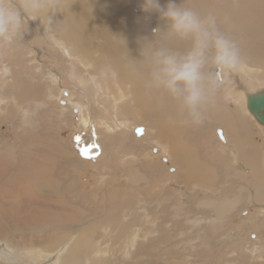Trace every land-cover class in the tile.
I'll return each mask as SVG.
<instances>
[{"label":"rangeland","instance_id":"1","mask_svg":"<svg viewBox=\"0 0 264 264\" xmlns=\"http://www.w3.org/2000/svg\"><path fill=\"white\" fill-rule=\"evenodd\" d=\"M103 1H104V4H102L103 6L101 5L103 9H101V6H100L99 8H97L98 12H100L99 9L108 12V11H111L115 8L112 3L108 2V3H106L108 5H106L105 2H107V0H103ZM129 6H130V9H132V13L134 15L140 17L137 13L141 10L140 8L142 7L140 0H137V1L132 0V5H129ZM138 7H140V8H138ZM97 10L94 9L93 11L95 12ZM149 18H150V20L152 19L153 21H155L157 26L161 27L160 17L154 18L151 15ZM136 20H140V19L134 18V23L139 22ZM157 20H158V22H157ZM142 23L143 22H141V25L143 26V28H145V29L150 28V27H148L150 25H148L147 23H143V24ZM38 25L41 26L40 23ZM38 25L35 28L31 27V26L29 27L27 25L25 27V31H28V34L26 32L25 34L23 33L22 36L18 37V38L22 39L19 42L21 44V48L15 50V51L21 50L19 58L14 57L13 49H12V52H9L6 48H2V46H0V48H1L0 52H2V51L4 52V53H0V60H1V62H0V64H1L0 65L1 66V68H0V106H1L0 107V118H1L0 119V171L1 172L4 171L3 175L1 174L2 177H0V210L2 208H4L5 210L9 211V213H7V214H10L11 216H15L16 213H21L20 215L22 216V218L24 217L25 221L30 222L32 220V218H34V217H31L30 215L27 216V214H25V216H23V215L26 211H27L26 213H30V212L34 211V208H35V211L32 213L36 214L38 212V215H39L38 217H40L41 215H43V216L46 215V217H47V214L51 213L52 216L53 215H58V216L61 215V216H65V217L67 216L68 222L60 221V219L54 220V219H51V217L49 216L48 218H46L49 221V224H47V223L42 224L38 228V232L35 233L34 230H36V229L30 228V229L25 230L24 234L10 236L9 239L10 240L13 239V241L10 243V245L4 239L2 240V237H0L1 238L0 239V258L2 256L1 253L6 252V254H7L9 249L10 250L12 249L11 251H9V254H10L9 256L11 258H13L12 260L14 261V262L12 260L10 261L9 260L10 257L5 254L6 257L3 256L2 259L4 261H1V259H0V261H1L0 264H3V262L5 264H7L6 261H10L11 264H15V262H16V264H19V263L20 264H39V263L40 264H54L55 261L57 262L55 264H65V260L67 258L72 257L73 254L78 255L79 253H80V256H79L78 264H82V263L83 264H116L117 262H118L117 264H119V262H120V264H139V263L143 264L144 261L146 259H148L147 257L152 258L151 257L152 254L150 256H147V254H150L149 252H152V251H154V252H152L153 254L156 253L155 254L156 257L152 255L154 258L149 259V260H151L150 262L152 264H159V263L160 264H168V263H170V264H172V263H174V264H264V259H263L264 258V237H263L264 236V229H263L264 228V197L262 200H259V201L256 200L257 202L254 201V199L256 198L255 196H257V195H255V191L259 192L262 190H260L261 188H257L256 190H254L252 192L251 187H248L249 184L247 185V182L244 181V180L249 179L247 177V175L249 172L248 170H251L250 169L251 167H249L250 165H247V163L245 164V162L243 163L241 161H238L239 159H237L235 156L227 157L226 155H224V156L222 155L221 148L224 147V145H223L222 140L219 138V136L216 132L217 130H215V129H219L220 127L219 128H217L218 126L216 127L215 122H214L215 118H212L210 116V113H208V107L206 109L203 122L200 124H197V126L195 124L191 123L184 115H182V117H181L182 120L176 121V124L179 125V127L183 128L185 135L190 134V135H197L198 136L196 139V143L195 142L194 143L193 142H190V143L186 142V143H187L188 147L193 148L198 152L197 156H198V159L199 158L201 159V160H199L201 162L200 163L198 162L197 164L208 165L210 167H213L212 169H215L217 171L216 175L219 177V181H217V177H216V179L214 180V185H212V186L210 185V187L208 185V187H207V184L202 183L203 180H201L200 174H198V176H197L195 173H198V172L194 173L195 169L193 170V167L199 168V167H197L199 165L196 164V166L195 165L193 167L190 166V167H192V170H193L192 173L195 175L193 176L192 180L188 181V180H186L188 173L185 174V176H186V179H185V176L182 173H180L179 169H178L180 167V169L185 170L186 166L181 168V166H179L176 162L174 163V161L171 160L170 156L167 155L166 153L158 154V153L151 152L150 146H154V145H151L148 142V139H150L152 137H153V139L156 138V137H154L155 134L157 135V139H159V137H158L159 131L157 128L154 129V131L156 130V132H154L153 135L151 134L149 136L150 138L147 139L146 138L147 136L145 135L142 139L141 137L143 135L141 137H137V134L133 131V129L135 127L136 128H141V127L144 128L143 127L144 125H138L137 124L138 127L136 124L128 125L127 127H131L130 128L131 133L129 131L127 135H129L131 139H134L133 140L134 145L138 146V148H136V150L134 152L136 155H137V153L139 155L136 156L135 161L132 159V157L126 159L125 158V155H126L125 152L128 148L125 149V147L123 146V147H121V148H123V150L121 148L116 149L115 146H113V145H112L113 147H111L110 149L106 148L108 145H106L103 142V135L106 132V126L102 127V131L100 132L102 135L99 132L98 133L95 132L94 136H93L94 132L93 133L84 132L85 131V129L83 128L84 123H82V121L85 122V119H86L85 116H88V115L83 112L84 111L83 109L88 104L91 106L92 105L94 106V104L97 102V99L93 98L92 100H88L85 97V87L83 85H81L80 83L78 84V86H75V87L69 83L71 80L75 82V79H73L70 76V72L68 71L67 68L61 67L60 62L54 59L55 52L58 49L57 45L59 42H57L53 39L54 33L52 31H51L52 33L48 32L46 34L47 39H44V41H42V39L44 38L43 35L46 31L45 30L46 27H39V29H37ZM154 27L155 26L152 25L150 29L152 30V28H154ZM28 28H30V29H28ZM31 30L32 31L36 30L35 31L36 34L34 32H32ZM50 33L52 35L49 36L48 34H50ZM162 33L161 34L163 36L164 32H162ZM150 34L152 35V31H150ZM27 36H28V38H27ZM144 37H146V36L144 35ZM154 40H157V38H155ZM22 41H24V42H22ZM47 42L51 43L48 46L47 51L41 50L42 46L47 45L46 44ZM15 43H17V42H15ZM5 47H7V45H5ZM51 48H53V49H51ZM75 52L76 51L73 50V53H75ZM6 53H8L12 56H8V55L6 56ZM7 60H9V61H7ZM17 61H19V63ZM40 61L43 62L44 69L42 71L43 76L40 79H38V75L41 74L40 73L41 69L38 68V64H40ZM243 62H245V61H243ZM7 64L8 65L14 64V66H12V69H10V68L7 69L6 68ZM48 66L55 67L56 71H59V68H62V70H63L62 73H64L62 78L56 79V75H54V79L50 81V79L46 73V69L48 68ZM13 68H15V71L17 70V72H21V73L23 72L21 75L27 77L26 83L29 81L28 84H31V85L34 84V86L37 85L38 89L39 88L41 89L40 90L41 92L37 91L36 87H35L36 91L33 90L34 92H36V93H34L36 96V99H35V96L31 97L30 95L24 97L27 99H24V98H21L18 96H14L17 92H19L21 94H22V92H20V90L17 89V86H14L15 80H14L13 76L10 74V73H12V70H14ZM262 71H264V68L262 69ZM77 72H79L78 67H77ZM34 73H36V74H34ZM18 75H19V73H18ZM84 75L85 74H83L82 76H84ZM237 75L239 76V78H241V74L239 72L235 71L234 77L235 76L237 77ZM33 76L35 77L34 79H33ZM242 83L245 87H247V86L248 87L251 86V88L253 87L252 89L247 87V89L249 91L252 90V92L257 91V90H258L257 92H259L260 89L264 88L263 83H262L263 86L261 85V83H260V86H259V84H256V86H255V84L249 86L248 85L249 83H247L245 85L244 83H246V82H244V80H242ZM10 84H12L13 87H11L12 85H10ZM237 85H238L237 83L234 82V84H233L231 81L230 84H228L226 87H224L222 90H220L217 93L218 96L216 95L217 98L215 97V100L218 99V101L221 102V104L224 103L223 105L225 108H227L228 111H231L235 115H240V116L243 115L242 117H244L245 120L248 119L247 121H249L251 123L250 124L251 125L250 133L252 135V143H253V145H255L258 148V152H259L258 154H256V156H257L256 159H257V162L260 160L259 163H261L262 167L264 168V166H263L264 165V125L260 124L262 127L258 126L256 124L258 122L255 123L254 120H252V118H250L251 113L250 114H248L249 112L247 113L248 108L246 107L247 104L245 102L246 100H245L243 93H242L243 95L240 94V97H235L233 95L232 91L235 89L237 91V89H238V87L236 88ZM261 86H262V88H260ZM7 87H9V88H7ZM69 87H71V88H69ZM231 88H233V89H231ZM8 89H9V91H7ZM4 91H6L7 94L4 93ZM1 92L4 93V95L5 94L6 95L3 96V94ZM221 92H222V94H221ZM237 92L241 93V90L238 89ZM67 93H69L70 96L72 97V100L71 101L69 100L70 104H72V105L65 104V100L68 99V98H66L68 95ZM16 95H19V94L17 93ZM38 95L41 97L39 98ZM6 96L9 99H7ZM49 96H51L52 98L51 97L49 98ZM226 96H227V98H225ZM28 97L30 100H28ZM23 99H24V101H23ZM225 99H227V101ZM229 99H230V101H229ZM19 100L20 101L22 100V103ZM36 100H37V102H36ZM47 101H49V103ZM100 101H104V99H101ZM218 101H216L217 104L219 103ZM91 102H92V104H91ZM1 104H3V105H1ZM46 104L48 107L45 106ZM240 104H241V106H240ZM2 108L5 110H2ZM29 108H31L30 112H29V110H30ZM100 108H99V105L97 104V109L99 110ZM240 108H242L244 110H241ZM1 110H2V112H1ZM238 111L240 114L238 113ZM98 112L99 111H95V110L91 111L90 119L93 120L94 123H96V121H97V123H100V121H99L100 118L98 119V117H99ZM25 113H27V114H25ZM13 114H16V115H13ZM81 114H86V115H81ZM93 115L95 118L93 117ZM59 116L61 117V122L63 120V123H60L61 138H62V141L66 144V145H64V147L66 146L65 147L66 152L64 154V157H63L61 151L58 150V147L56 145H54L55 148H53L54 146H51L54 139L55 138L57 139V135H58L57 132H58L59 125H57V123H56V118ZM96 116H97V118H96ZM107 116H108V114H107ZM108 117H110L109 119H110V121H112L113 119H111V118L114 117V114L111 115V113H109ZM71 118L73 119V121H76V122H74V123H77L76 125L73 124V122H71V120H72ZM82 118H83V120H82ZM27 119H29V121ZM20 122H22V124ZM68 122H71L72 125H71V123L69 124ZM67 125H69V126H67ZM171 126H174V121L170 125V127ZM27 127H29V130H31V131H29ZM149 127L147 128L148 130H150ZM157 131H158V133H157ZM44 137L46 139L49 138L48 144H49V142H51L50 146H48L47 143L45 144L43 142L45 139ZM94 137H97L98 140L100 139L99 140V142L101 143V144L99 143V145L101 146L100 150L99 149L96 150V147L94 149V142H95V140L93 139ZM20 138H23L24 140L20 139ZM68 138L71 140L69 141ZM101 138H102V142H101ZM140 139H141V141H140ZM197 140H198V142H197ZM25 141H26V143H28L27 145H26ZM32 141H33V143H31ZM135 141H139L138 144ZM158 141H160V139ZM71 142H72V144H71ZM144 142L148 143L147 145H149V147H150L149 149H147V145ZM160 142L162 143V141H160ZM160 142L158 143L159 145H160ZM219 144H221V145H219ZM7 145H8V147H7ZM68 145H69V147H68ZM102 146L103 147L105 146L104 149L102 148ZM5 147H7V149L8 148L10 149V147L13 148V150H10V153L13 151L12 152L13 154H14V152H16V156L20 155L19 158L24 165L20 164L19 170L20 171L23 170L22 172L24 174L22 175L23 176L22 179L24 178L26 172L29 174L30 177L27 181H24V180L19 181L18 180L19 178L14 177L15 174L13 171H11V170H13V168L12 169L9 168V165L11 163H9V162H8V164L6 163L7 152H6ZM73 147H74V149H73ZM14 148H16V149H14ZM17 148H19V149H17ZM51 150H53V151H51ZM56 150H58L57 153H56ZM69 151H71L72 153L74 152V154L70 153ZM127 151L129 152V149ZM136 151H137V153H136ZM104 152L106 154H103ZM118 153H120V154L118 155ZM122 155L124 157H122ZM149 155L151 156V158ZM120 157H122V158H120ZM137 157H138V159H137ZM66 158H68L70 160H65ZM79 158H80L81 162H78ZM165 158H167L168 160ZM103 160H105V162ZM114 160H116V161H114ZM157 160H158V162H156ZM170 160H171V162H170ZM27 161L28 162L30 161V163H33L34 166H32V164L31 165L28 164ZM150 161H151V163L156 162L157 164L156 163L151 164ZM159 161H160V164H162L161 165L162 167L159 166L160 165ZM84 162H85V164H84ZM26 163H27V165H26ZM67 163H69V164L66 165ZM142 163L143 164L145 163V164L143 165ZM237 163L244 164V166L247 170L240 172L239 171L240 169L236 165ZM61 164H63V165H61ZM148 164H150V166L152 165L151 166L152 168ZM25 165L28 167H24ZM121 166H122V168H121ZM27 168H28V170H27ZM108 168H109V170H108ZM63 169L64 170L66 169L67 172H66V170L63 171ZM79 170H80V172H78ZM98 170H100V171H98ZM134 171L139 174L138 175L139 177L128 176L131 173L136 174ZM64 172H66V174H64ZM237 172H239L240 174ZM180 175H182V177ZM54 176H56V177H54ZM240 176H242V177L240 178ZM129 177H131V178H129ZM195 177L199 181L194 179ZM259 177L261 178V176H259ZM47 178H49V180ZM46 179H47V181H45ZM104 179H106V181H105L106 183L104 182ZM12 180H14V182L12 185H10L12 183ZM178 180H179V182H178ZM182 180H184V182ZM193 180H194V182H193ZM260 180H262V179H260ZM45 183H46V185H45ZM181 184H183V185H181ZM184 184H185V186H184ZM188 184H189V186H188ZM220 184L224 185V186H220V188L217 189V187H219L218 185H220ZM258 184H261V183H258ZM46 186H48L49 188ZM240 186L242 187V189H245V190L242 191ZM51 188L54 191H58V193L61 190H63V191L60 192L61 193V195H60V193L59 194L57 192H56L57 194L54 193L51 190ZM190 188L192 190H190ZM49 190H51V192H49ZM187 190H188V192H187ZM218 192L225 193L228 195L232 194V192H233V195H234L233 197H235L236 193H239L238 195L244 196V197H241V196L238 197V195L236 194L237 196L235 198L237 199L239 205L234 210L235 212H233V211L230 212L228 215H226L227 217H225L223 215H222L223 217L219 216V213L217 216L218 210L215 209L216 208L215 202L217 201L216 196L221 194ZM50 193H52V194H50ZM167 194H168V196H167ZM209 194L210 195L212 194V195L210 196ZM262 194H263V192H262ZM107 195L109 197H107ZM207 195H208V197L205 198V196H207ZM162 196H163V198H161ZM174 196L176 197V199ZM200 196H202L201 199H200ZM203 196L205 199L203 198ZM263 196H264V194H263ZM62 197H64V198H62ZM156 198L158 200H156ZM126 199H127V201H126ZM249 199H250V201H249ZM37 200H38V202H37ZM178 200L180 201V203ZM175 201H177V202H175ZM74 202H76V204ZM110 202L112 204H110ZM155 202H156V204H155ZM201 202H202V204H201ZM258 202H259V204H258ZM123 203H125V205H123ZM129 203H130V205H129ZM205 203H206V205H205ZM246 203H247V206H246ZM20 204H22V206H20ZM134 204H136V205H134ZM161 204H164L166 209L165 208L160 209L161 206H158V205H161ZM14 205H16V206H14ZM110 205L111 206L114 205V208H112L113 206L111 207ZM140 205H142V206H140ZM200 205L202 207H200ZM14 207H16V208H14ZM109 208L112 210H110ZM129 208H130V210H129ZM134 208H136V209H134ZM175 208L176 209L178 208L179 213H177V214L174 213ZM183 209H184V211H183ZM200 209H202V210H200ZM136 210L138 212H136ZM41 211H43V212H41ZM44 211H45V213H44ZM108 211H110L109 212L110 215H109V213H107ZM142 211H143V213H142ZM161 211H162V213H161ZM203 211H205V212H203ZM52 212H53V214H52ZM131 212H133V213H131ZM208 212H210V213H208ZM152 213H153V215H152ZM133 214L136 215V217L134 216L135 218L133 217ZM139 215H140V217H139ZM150 215H152V216H150ZM111 216L113 219H111ZM172 216H175V217H172ZM147 217L149 219H147ZM27 218L29 219V221ZM35 218H36V216H35ZM118 218H120V219H118ZM228 218L231 220V222H230V220H228ZM102 219H104V220H102ZM107 219H108V221H107ZM199 219H201V220H199ZM204 219L207 221H205ZM3 220H5V219H3ZM97 220H98V222H97ZM110 220H112V221H110ZM147 220H148V223H147ZM156 220H157V222H156ZM161 220L162 221L168 220L169 222H166V221L162 222ZM94 222H96V223H94ZM153 223H155V224H153ZM157 223H159V224H157ZM94 224H95V226H94ZM122 224L124 226L123 231L120 228V225H122ZM147 224H149V226ZM160 224L162 226H164L165 228H163ZM136 225L138 226V229L136 228ZM98 226H100V227H98ZM127 226H128V228H126ZM130 226H131V228H130ZM140 226L141 227L144 226L143 227L144 230H142V232H141ZM175 226H176V228H175ZM180 226H181V228H180ZM48 227H51V228H48ZM159 228L163 229L162 232ZM182 228H183V230H182ZM146 229H148V231ZM30 230L31 231L33 230V231L31 232ZM93 230H95V231H93ZM127 230L129 232H126ZM151 230H153V232ZM156 230H158V231H156ZM71 231L73 233H70ZM149 231H151L152 233ZM154 231H156L157 234ZM182 231H184V234ZM204 231H206V232H204ZM208 231H209L210 235L208 234ZM95 232L98 234L96 235ZM123 232H125V233H123ZM165 232L167 234H165ZM143 233H145L144 236H143ZM147 233H149V234H147ZM119 234L121 235L120 238H119V236H120ZM198 234H201V236ZM85 235H88V239H86V241L85 240L82 241V239L84 238ZM94 235L99 236L98 237L99 239L97 237L95 239ZM105 235L108 237H106ZM140 235H142V236L140 237ZM161 235H163V236H161ZM64 236H66V238ZM67 236L69 238L71 236V238L69 239ZM255 236L258 238H256ZM103 237H104V239H102ZM115 237H117V239ZM129 237H130V239H128ZM140 238H141V240H140ZM68 239H69V241H68ZM90 239H91V242L88 244ZM200 239H202V240H200ZM146 240H147V242H146ZM135 241H136V243H135ZM1 242L3 243V245L1 244ZM157 242H159V243H157ZM4 243H6V244L4 245ZM70 243H73V244H70ZM147 243H149V245H150V247H148V251H147ZM154 243H156V244L153 245V247H152L151 244H154ZM13 244H15V246L17 244H19V245L25 244L24 246H22V245L16 246L19 249H22V251L20 250L21 251L20 255H19L20 251L18 249H15L13 247L14 246ZM137 244H139V245H137ZM250 244H252V245H250ZM102 245H104V246H102ZM127 245L130 248H128ZM135 245H136V247H135ZM143 245L146 247H144ZM21 246H22V248H21ZM64 246L67 249L64 248ZM154 246H156V247L154 248ZM201 246H202V248H201ZM213 246H215V247H213ZM139 247L141 249H143L142 250L143 253L140 251L141 249H139ZM160 247H161V249H160ZM217 248H218V250H217ZM60 249H61V251H60ZM135 250H136V252H135ZM149 250H152V251H149ZM63 251H64V253H63ZM72 251L74 253L71 254ZM169 251L172 254L169 253ZM208 251H211V253H209ZM113 252H115V253H113ZM167 252H168V254H166ZM200 252H202V254ZM214 252H216V253H214ZM143 257L145 258L144 261H142ZM119 258H120V261H119ZM131 258H133V259H131ZM160 258L162 259L161 261H160ZM175 258H178V259H175ZM50 259H51V263L49 261ZM164 259H166V260H164ZM15 260H17V261H15ZM132 260H133V262H132ZM136 260H138V261H136ZM152 260H154V261H152ZM52 261H53V263H52ZM157 261H158V263H155ZM164 262H166V263H164ZM10 263L8 262V264H10Z\"/></svg>","mask_w":264,"mask_h":264},{"label":"bare ground","instance_id":"2","mask_svg":"<svg viewBox=\"0 0 264 264\" xmlns=\"http://www.w3.org/2000/svg\"><path fill=\"white\" fill-rule=\"evenodd\" d=\"M137 1V0H136ZM112 3L114 5V9L111 11H104V10H100V12H98L97 8H99L102 4H104L103 0H59V4L58 7L55 10V14H54V22L49 25L47 23L44 22L43 18L41 17L39 20L38 19H34L32 17H29V19L26 21L27 25L30 27H36L39 23L41 24V26L38 25L39 27H46V31L44 33V38L42 39V41H44V39H47V33L48 32H53L54 36L53 39L58 43L57 45V51L55 52V57L54 59L60 62V66L63 68H67L68 71L70 72V76L75 79L74 81H68L71 85L78 86V84L80 83L81 85H83L85 87V97L88 100H92L97 99V102L94 104V106L92 105H88L82 110L84 113H86L88 116H85V122L82 121L83 124V128L85 129L84 132H89V133H93V136L96 133H100L102 131V127L106 126V132H105V136L103 135V142L108 145L106 148H111L113 146H115L116 149H119L121 147H125L129 149V152L126 150L125 152V158H131L135 161L136 156H138L139 154L137 153V155L135 154V150L136 148H138V146L134 145L133 140L131 139L128 134V132L130 131L131 127H127L128 125L131 124H138V125H144L143 129H144V133L142 134L143 136H138L137 137H141L143 139V137L146 135L147 139L150 138L149 136L152 134H154V132H156V130L154 131L155 128L158 129L159 134L158 137L160 139V141H162V143L160 141H158L159 139H157V135L155 134L154 138H150L148 139V142L151 145L154 146H150L147 145L148 143L144 142L147 145V149L150 148L151 152L154 153H166L167 155L170 156L171 160L174 161V163L176 162L179 166L184 167L186 166L185 170L184 169H179V172L182 173L184 176L185 174H187V179L185 176V179L190 181L193 179V176L196 174L198 176V174H200L201 180H203V184H207V187L209 185L212 186L214 185V180L217 177V181H219V177L216 175L217 171L215 169H212L213 167H210L208 165H199L197 164L198 162L200 163L201 160L200 158L198 159L197 156V151L193 148H190L187 146V143L189 142H195L196 143V139H197V135H185V132L183 131L182 127H179V125L176 124V121L178 120H182L181 117L183 114H181L178 109H177V104L175 101L171 100L169 97L166 96V94L159 92L157 90L154 89H150L149 87L146 86V80H147V73L146 71L143 69L142 66H136L133 67L130 64V60L131 57L132 58H137L139 59L140 57V48L142 44H147L149 43V41H144V35L146 36V38L148 40H152L153 37L150 34L151 31V26H155L157 27V24L155 21H153L152 19L150 20V16L152 15V17H159L158 13L155 12H145L143 11V8H140L141 10L138 13V16L134 15L132 13V9H130L129 5H132V0H107L106 3ZM162 5H166L167 4V0H160ZM181 0H176V3H180ZM137 3V2H136ZM135 3V4H136ZM140 3H143V0H140ZM182 3L184 4V6L187 7H191L194 10H196L197 12H199L201 15H207L208 13H213L216 17H217V22L219 27L225 31L226 33H228L239 45L240 48V52L243 58V62L241 67L237 70V72H239L241 74V78H239V76L237 75V77H234V73L231 74L230 76V81H232V83L234 84L237 83L238 85L236 86V88L238 87V89L241 90V93L237 92L236 89L232 91L233 95L235 97H240V94H244L245 97V102L246 104L248 103V97L249 96H256L258 94H262L264 92V88H262V83L264 84V71H262V69L264 68V0H182ZM108 5V4H106ZM127 5V6H126ZM103 6V5H102ZM101 6V9H103ZM105 6V5H104ZM96 7V8H95ZM94 9H96L97 11H93ZM106 10V9H105ZM93 11V12H92ZM137 11V10H136ZM134 18L140 19V20H136L139 21L138 23H134ZM143 23H147L148 27H150L148 30L143 28V26L141 25V22ZM158 22V20H157ZM161 22V33L164 32V35L162 36V34H160L159 37H157V40H154L153 42L160 44V45H165L174 49H183L186 47L185 43L179 40H176L170 36L167 35V29H166V25L165 22L163 20L160 21ZM142 23V24H143ZM26 25V26H27ZM146 25V24H145ZM25 26V27H26ZM160 27V26H159ZM30 29V28H28ZM32 31V30H31ZM36 31V30H35ZM35 31H32L35 33ZM40 31V30H39ZM28 31H24V34ZM51 32V33H52ZM48 34L49 36L52 34ZM36 34V33H35ZM43 34V33H42ZM31 35V34H30ZM36 36V35H35ZM28 38V36H27ZM50 38V37H49ZM19 39V40H18ZM30 39V38H29ZM52 39V38H51ZM22 39L17 38L11 45H7V47H5V45H2V48H6L9 52H14V57L15 58H19L20 56V51H15L17 49L21 48V44L19 43ZM17 42V43H15ZM24 42V41H22ZM16 44V45H15ZM46 46H42L41 50H46L48 49V46L51 44L50 42L46 43ZM40 45V44H39ZM40 48V47H39ZM50 48V47H49ZM1 49V48H0ZM53 49V48H51ZM55 49V48H54ZM5 50V49H4ZM73 50H75L76 52L73 53ZM49 52V51H48ZM0 53H4L3 51ZM41 53V52H40ZM51 53V52H50ZM12 56L8 53H6V56ZM54 56V55H53ZM13 57V58H14ZM14 58V59H15ZM50 60V59H49ZM9 61V60H7ZM1 62V60H0ZM19 63V61H17ZM21 62V61H20ZM13 63V62H12ZM6 64V63H5ZM1 65V64H0ZM54 65V64H53ZM11 64H7L6 68H10L12 69ZM18 66V65H17ZM77 67L79 69V72H77ZM1 68V66H0ZM17 68V67H16ZM38 68L41 69L40 70V75H38V79H40L43 74L42 71L44 69V64L43 62L40 61V64H38ZM76 68V69H75ZM14 70H12V73H10L15 82H14V86H17V89L20 90L21 93L17 92L19 95H14V96H18L21 98H24L25 96H35L33 90H35L37 88V91L41 92L40 88L38 89V86L34 84H28V82L26 83L27 77L22 76L21 72H17V70L15 71V68H13ZM62 68H59V71H56L55 67L53 66H48V68L46 69V73L51 80L54 79V75H56V79H61L63 74L62 73ZM19 73V75H18ZM36 74V73H34ZM83 74H85L84 76H82ZM45 75V74H44ZM89 77H88V76ZM248 76V77H247ZM30 77V76H29ZM32 78V77H31ZM35 77L33 76V79ZM238 78V79H237ZM244 80L245 85L247 83H249L248 85H253L255 84H259L261 83V87L262 89L259 90V92L254 91L252 92L249 91L247 89V87H245L242 83V80ZM36 80V79H35ZM47 80V79H46ZM32 81V80H31ZM61 82V81H60ZM67 82V83H68ZM46 83V82H45ZM56 84V83H55ZM4 85V84H3ZM12 85V84H10ZM9 85V86H10ZM59 85V84H58ZM70 86V85H69ZM13 87V85L11 86ZM36 87V88H35ZM232 87V86H231ZM235 87V86H234ZM9 88V87H7ZM71 88V87H69ZM68 88V89H69ZM248 88H251L248 87ZM253 88V87H252ZM251 88V89H252ZM16 89V88H15ZM16 89V90H17ZM233 89V88H231ZM255 89V88H254ZM257 89V88H256ZM11 90V89H10ZM51 90V89H50ZM3 91V90H2ZM9 91V89L7 90ZM36 91V90H35ZM228 91V90H227ZM38 92V93H39ZM231 92V91H230ZM2 93V92H1ZM4 93L7 94L6 91H4ZM3 94V96H5ZM37 93V94H38ZM66 93V92H65ZM227 93V92H226ZM11 94V93H10ZM42 94V93H41ZM40 94V95H41ZM67 100H65V104H70V101L72 100V97L70 96L69 93H67ZM222 94V92H221ZM242 94V95H243ZM12 95V96H13ZM46 95V94H45ZM50 95V94H49ZM230 95V94H229ZM228 95V96H229ZM2 96V97H3ZM8 96V95H7ZM6 96V97H7ZM39 96V95H38ZM218 96V95H217ZM1 97V98H2ZM17 97V98H18ZM41 96H39L40 98ZM48 97V96H47ZM51 96H49L50 98ZM230 97V96H229ZM48 98V99H49ZM52 98V97H51ZM217 98V97H216ZM227 98V96L225 97ZM7 99H9L7 97ZM27 99V98H24ZM23 99V101H24ZM34 99V98H33ZM36 99V96H35ZM34 99V100H35ZM101 99H104V101H100ZM15 100V99H14ZM28 100L29 97H28ZM70 100V101H69ZM227 101V99H225ZM3 101V100H2ZM5 101V100H4ZM11 101V100H10ZM20 101V100H19ZM217 100L214 99V101L208 106V113H210V116L212 118H215V125L217 128L221 129L223 132V136H224V141L223 145L224 147L221 148V152L222 155H226L227 157L229 156H235L237 159H239L238 161L241 162H245V164L247 163V165H250L249 167H251V170H248V175L247 177L249 179L244 180L245 182H247V185L249 184L248 187H251L252 192L254 190H256L257 188H261L260 190L262 191H255V196L256 198L254 199V201L256 200H262L263 199V194H264V168L262 167V164L259 163L260 160L257 162L256 159V154H258V148L253 145L252 143V135L250 133V128H251V123L247 120L244 119V117H242L243 115H235L233 114L231 111H228L227 108L224 107V103L221 104V102H219L218 104L216 103ZM230 101V99H229ZM12 102V101H11ZM15 102V101H14ZM22 103V100L20 101ZM31 102V101H30ZM37 102V100H36ZM49 103V101H47ZM64 102V101H63ZM93 102V101H92ZM91 102V104H92ZM225 102V101H224ZM20 103V104H21ZM46 103V102H45ZM44 103V104H45ZM72 103V102H71ZM27 104V103H26ZM78 104V103H77ZM76 104V105H77ZM97 104L99 105V110L97 109ZM226 104V103H225ZM231 104V103H230ZM233 104V103H232ZM3 105V104H1ZM19 105V104H18ZM50 105V104H49ZM46 107L47 104L45 105ZM85 106V105H84ZM241 106V104H240ZM243 106V105H242ZM245 106V105H244ZM1 107V106H0ZM17 107V106H16ZM247 107V106H246ZM229 108V107H228ZM248 108V107H247ZM24 109V108H23ZM29 112L31 111V108H29ZM241 110H244L242 108H240ZM2 110H5L2 108ZM1 110V112H2ZM12 110V109H11ZM28 110V109H27ZM99 111L98 112V119L100 121V123H94L93 120L90 119V115H91V111ZM248 110V109H247ZM13 111V110H12ZM62 111V110H61ZM6 112V111H5ZM33 112V111H32ZM65 112V111H64ZM235 112V111H234ZM243 112V111H242ZM249 112V113H248ZM7 113V112H6ZM23 113V112H22ZM28 113V112H27ZM25 113V114H27ZM109 113L114 114V117L111 118L113 119L112 121H110V117ZM239 113V111H238ZM248 114H250V111H247ZM9 114V113H8ZM12 114V113H11ZM24 114V113H23ZM86 114H81V115H86ZM108 114V116H107ZM240 114V113H239ZM5 115V114H4ZM16 115V114H13ZM29 115V114H28ZM31 115V114H30ZM59 115V114H58ZM252 118V120H254V122H258L256 117L252 114H250ZM3 116V115H2ZM248 116V115H247ZM7 117V116H6ZM14 117V116H13ZM28 117V116H27ZM82 117V116H81ZM80 117V118H81ZM94 117V115H93ZM54 118V117H53ZM84 118V117H83ZM82 118V120H83ZM95 118V117H94ZM97 118V116H96ZM1 119V118H0ZM9 119V118H8ZM12 119V118H11ZM15 119V118H14ZM72 119V118H71ZM70 119V120H71ZM76 119V118H75ZM7 120V119H6ZM5 120V121H6ZM18 120V119H17ZM29 121V119H27ZM213 120V119H212ZM251 120V119H250ZM20 121V120H19ZM174 121V126L170 125L173 123ZM25 122V121H24ZM71 122H73V124H77L74 123L76 121H73V119L71 120ZM71 122H68L69 124ZM253 122V123H254ZM22 124V122H20ZM56 123L57 125H59L58 128V132H57V139L55 138L52 145L54 146L56 145L58 147V150L61 151L63 157L65 154V147L64 145H66L61 138V128H60V123H63V120L61 122V117H57L56 118ZM80 123V122H79ZM24 124V123H23ZM27 124V123H26ZM149 127L150 130H148L147 126ZM213 124V123H212ZM258 126H261V123H256ZM261 124V125H260ZM72 125V123H71ZM137 125V127H138ZM197 126V124H195ZM194 125V126H195ZM69 126V125H67ZM82 126V125H81ZM133 126V125H132ZM199 126V125H198ZM71 127V126H70ZM262 127V126H261ZM29 130V127H27ZM142 128V127H141ZM215 128V127H214ZM69 129V128H68ZM138 128H134L133 131L135 132V130ZM262 129V128H261ZM25 130V129H24ZM23 130V131H24ZM36 130V129H35ZM67 130V129H66ZM185 130V129H184ZM208 130V129H207ZM218 130V129H215ZM254 130V129H253ZM263 130V129H262ZM31 131V130H29ZM80 131V130H79ZM157 131V133H158ZM255 131V130H254ZM22 132V131H21ZM25 132V131H24ZM23 132V133H24ZM184 132V133H183ZM217 132V131H216ZM41 133V132H40ZM131 133V131H130ZM129 133V134H130ZM133 133V132H132ZM205 133V132H204ZM258 133V132H257ZM101 134V133H100ZM112 134V135H111ZM29 135V134H28ZM102 135V134H101ZM133 137V136H132ZM187 137V138H186ZM45 138V137H44ZM43 138V139H44ZM100 138V137H99ZM209 138V137H208ZM23 139V138H20ZM42 139V138H41ZM49 139V138H48ZM48 139H44V143L48 146H50L51 142H49L48 144ZM69 139V138H68ZM95 140L94 142V149L96 147L97 149H101V146L99 145V140L97 139V137L93 138ZM195 141H194V140ZM24 140V139H23ZM71 139H69L70 141ZM93 140V141H94ZM141 141V139H140ZM68 142V141H67ZM101 142H102V138H101ZM137 144L139 141H135ZM160 142V145L158 144ZM187 142V143H186ZM198 142V140H197ZM205 142V141H204ZM26 143V141H25ZM33 143V141L31 142ZM103 143V144H104ZM142 143V142H141ZM218 143V142H217ZM28 143H26L27 145ZM35 144V143H34ZM69 144V143H68ZM72 144V142H71ZM70 144V145H71ZM101 144V143H100ZM46 145V146H47ZM74 145V144H73ZM113 145V146H112ZM142 145V144H141ZM221 145V144H219ZM98 146V147H97ZM8 147V145H7ZM6 148V152H7V158H6V163L8 164L11 163L9 165V168H13V171L15 176L19 178V181H27L29 179V174L26 172L24 178L22 179V175L24 174L22 171L19 170V166L20 164H23L19 158V156H16V152H14V154L11 152L10 150H13V148L10 147V149ZM14 147V146H13ZM69 147V145H68ZM105 147V146H104ZM104 147L102 146V148L104 149ZM221 147V146H220ZM55 148V146L53 147ZM146 148V147H145ZM16 149V148H14ZM19 149V148H17ZM57 149V148H56ZM69 149V148H68ZM74 149V147H73ZM108 149V150H109ZM123 150V148H121ZM58 150H56V153L58 152ZM71 150V149H70ZM53 151V150H51ZM68 151V150H67ZM146 151V150H145ZM24 152V151H23ZM55 152V151H54ZM70 153H72L71 151H69ZM118 152V151H117ZM26 153V152H25ZM121 153V152H120ZM118 153V155L120 154ZM144 153V152H143ZM148 153V152H147ZM67 154V153H66ZM74 154V152L72 153ZM103 154H106L105 152ZM115 154V153H114ZM117 154V153H116ZM152 154V153H151ZM22 155V154H21ZM54 155V154H53ZM68 155V154H67ZM150 156V155H149ZM163 156V155H162ZM165 156V155H164ZM18 157V158H17ZM62 157V158H63ZM70 157V156H69ZM108 157V156H107ZM122 157H124L122 155ZM120 157V158H122ZM140 157V156H139ZM219 157V156H218ZM10 158V159H9ZM30 158V157H29ZM114 158V157H113ZM151 158V156H150ZM155 158V157H154ZM220 158V157H219ZM99 159V158H98ZM138 159V157H137ZM148 159V158H147ZM159 159V158H158ZM167 159V158H165ZM236 159V160H237ZM65 160H70L68 158H66ZM168 160V159H167ZM170 160V162H171ZM105 162V160H103ZM116 161V160H114ZM119 161V160H118ZM143 161V160H142ZM153 161V160H152ZM78 162H81L80 158L78 159ZM158 162V160L156 161ZM155 162V163H156ZM205 162V161H204ZM28 164H32L30 163V161L28 162ZM26 163V165H27ZM98 163V162H97ZM151 163V161H150ZM154 163V162H152ZM151 163V164H152ZM154 163V164H155ZM195 163V164H194ZM203 163V162H202ZM250 163V164H249ZM69 163H67L66 165H68ZM85 164V162H84ZM83 164V165H84ZM115 164V163H114ZM127 164V163H126ZM143 164V163H142ZM145 164V163H144ZM143 164V165H144ZM153 164V165H154ZM157 164V163H156ZM160 164V161H159ZM158 164V165H159ZM191 164V165H190ZM199 168H195L193 167L194 165ZM24 165V164H23ZM24 166V167H28V166ZM63 165V164H61ZM79 165V164H78ZM102 165V164H101ZM116 165V164H115ZM114 165V166H115ZM150 166V164H148ZM162 164H160L159 166H161ZM237 167L240 169L239 171H245L247 170L244 166V164L242 163H237L236 164ZM22 166V165H21ZM103 166V165H102ZM107 166V165H106ZM113 166V165H112ZM152 166V165H151ZM150 166V167H151ZM164 166V165H163ZM192 166L194 173L193 174V170H192ZM264 166V165H263ZM79 167V166H78ZM77 167V168H78ZM145 167V166H144ZM162 167V166H161ZM21 168V167H20ZM65 168V167H64ZM67 168V167H66ZM98 168V167H97ZM113 168V167H112ZM122 168V166H121ZM139 168V167H138ZM152 168V167H151ZM158 168V167H157ZM164 168V167H163ZM175 168V167H174ZM25 169V168H24ZM69 169V168H68ZM93 169V168H92ZM172 169V168H171ZM28 170V168H27ZM66 170V169H65ZM63 169V171H65ZM109 170V168H108ZM112 170V169H111ZM128 170V169H127ZM131 170V169H130ZM142 170V169H141ZM197 170V171H196ZM25 171V170H24ZM31 171V170H30ZM100 171V170H98ZM137 171V170H136ZM169 171V170H168ZM1 172V171H0ZM4 172V171H3ZM3 172L0 173V177L1 174L3 175ZM67 172V170H66ZM66 172H64V174H66ZM80 172V170L78 171ZM133 172V171H132ZM135 172V171H134ZM131 173V172H130ZM129 173V174H130ZM136 173V172H135ZM239 173V172H237ZM63 174V175H64ZM107 174V173H106ZM132 174V175H131ZM128 176H132V177H139L138 173L134 174L131 173ZM134 174V175H133ZM161 174V173H160ZM175 174V173H174ZM240 174V173H239ZM60 175V174H59ZM100 175V174H99ZM243 175V174H242ZM62 176V175H61ZM77 176V175H76ZM107 176V175H106ZM182 177V175H180ZM179 176V177H180ZM239 176V175H238ZM261 176V178L259 177ZM56 177V176H54ZM59 177V176H58ZM57 177V178H58ZM69 177V176H68ZM78 177V176H77ZM242 176H240L241 178ZM108 178V177H107ZM127 178V177H126ZM131 178V177H129ZM128 178V179H129ZM184 178V177H183ZM239 178V177H238ZM49 180V178H47ZM47 179L45 181H47ZM96 179V178H95ZM196 179V177L194 178ZM236 179V178H235ZM262 179V180H260ZM133 180V179H132ZM175 180V179H174ZM197 181H199L198 179H196ZM242 180V179H241ZM44 181V182H45ZM51 181V180H50ZM49 181V182H50ZM106 181V179H104V182ZM184 182V180H182ZM196 181V182H197ZM243 181V182H244ZM14 182V180H12V183L10 185H12ZM43 182V183H44ZM48 182V183H49ZM57 182V181H56ZM59 182V181H58ZM102 182V181H101ZM176 182V181H175ZM179 182V180H178ZM194 182V180H193ZM223 182V181H222ZM242 182V181H241ZM106 183V182H105ZM261 183V184H258ZM59 184V183H58ZM57 184V185H58ZM191 184V183H190ZM202 184V185H203ZM258 184V185H257ZM9 185V186H10ZM43 185V184H42ZM46 185V183H45ZM107 185V184H106ZM183 185V184H181ZM241 185V184H240ZM50 186V185H49ZM185 186V184H184ZM189 186V184H188ZM201 186V185H200ZM220 188V186H224V185H218ZM229 186V185H228ZM244 186V185H243ZM48 187V186H46ZM202 187V186H201ZM205 187V186H204ZM241 187V186H240ZM246 187V186H245ZM49 188V187H48ZM58 188V187H57ZM56 188V189H57ZM203 188V187H202ZM61 189V188H60ZM71 189V188H70ZM117 189V188H116ZM186 189V188H185ZM240 189V188H239ZM52 190V188H51ZM51 190H49V192H51ZM58 190V189H57ZM189 190V189H188ZM187 190V192H188ZM190 190H192L190 188ZM214 190V189H213ZM221 190V189H220ZM241 190H245L242 189ZM54 193H58V191H54L52 190ZM63 191V190H61ZM60 191V192H61ZM108 191V190H107ZM235 191V190H234ZM233 191V192H234ZM240 191V190H239ZM14 192V191H13ZM52 192V193H53ZM59 192V193H60ZM162 192V191H161ZM185 192V191H184ZM183 192V193H184ZM228 192V191H227ZM233 192L232 194L228 195L225 193H221L220 195L216 196L217 201L216 203V208L217 211V216L219 213V216H225L228 215L230 212H235L234 210L238 207V201L235 198L239 193L235 194V197H233ZM263 192V194H262ZM12 193V192H11ZM50 193V194H52ZM53 193V194H54ZM56 193V194H57ZM58 193V194H59ZM143 193V192H142ZM167 193V192H166ZM171 193V192H170ZM182 193V192H181ZM190 193V192H189ZM197 193V192H196ZM203 193V192H202ZM206 193V192H205ZM211 193V192H210ZM230 193V192H229ZM127 194V193H126ZM198 194V193H197ZM55 195V194H54ZM61 195V193H60ZM110 195V194H109ZM128 195V194H127ZM156 195V194H155ZM158 195V194H157ZM201 195V194H200ZM206 195V194H205ZM210 195V194H209ZM212 195V194H211ZM210 195V196H211ZM15 196V195H14ZM63 196V195H62ZM97 196V195H96ZM131 196V195H130ZM168 196V194H167ZM177 196V195H176ZM199 196V195H198ZM209 196V197H210ZM241 195H238V197ZM61 197V196H60ZM75 197V196H74ZM107 197H109L107 195ZM134 197V196H133ZM175 197V196H174ZM202 196H200L201 199ZM208 197L205 196V198ZM219 197V198H218ZM241 197H244L243 195ZM251 197V196H250ZM253 197V196H252ZM14 198V197H13ZM31 198V197H30ZM64 198V197H62ZM81 198V197H80ZM136 198V197H135ZM149 198V197H148ZM163 198V196L161 197ZM204 198V196H203ZM202 198V199H203ZM204 198V199H205ZM119 199V198H118ZM160 199V198H159ZM176 199V197H175ZM199 199V198H198ZM199 199V200H200ZM208 199V198H207ZM215 199V198H214ZM241 199V198H240ZM76 200V199H75ZM156 200H158L156 198ZM110 201V200H109ZM127 201V199H126ZM179 201V200H178ZM193 201V200H192ZM201 201V200H200ZM250 201V199H249ZM38 202V200H37ZM152 202V201H151ZM177 202V201H175ZM174 202V203H175ZM257 202V201H256ZM76 204V202H74ZM131 203V202H130ZM129 203V205H130ZM140 203V202H139ZM154 203V202H153ZM180 203V201H179ZM183 203V202H182ZM193 203V202H192ZM204 203V202H203ZM251 203V202H250ZM44 204V203H43ZM110 204H112L110 202ZM138 204V203H137ZM147 204V203H146ZM156 204V202H155ZM154 204V205H155ZM202 204V202H201ZM208 204V203H207ZM259 204V202H258ZM19 205V204H18ZM17 205V206H18ZM123 205H125V203H123ZM136 205V204H134ZM144 205V204H143ZM153 205V204H152ZM181 205V204H180ZM194 205V204H193ZM199 205V204H198ZM206 205V203H205ZM16 206V205H14ZM20 206H22V204H20ZM111 206V205H110ZM113 206V207H112ZM111 207L114 208V205H112ZM142 206V205H140ZM161 206L160 209L165 208L164 204L158 205ZM210 206V205H209ZM247 206V203H246ZM81 207V206H80ZM132 207V206H131ZM155 207V206H154ZM200 207H202L200 205ZM16 208V207H14ZM159 208V207H158ZM204 208V207H203ZM110 209V208H109ZM132 209V208H131ZM136 209V208H134ZM147 209V208H146ZM145 209V210H146ZM166 209V208H165ZM187 209V208H186ZM241 209V208H240ZM257 209V208H256ZM28 210V209H27ZM112 210V209H110ZM130 210V208H129ZM150 210V209H149ZM154 210V209H153ZM152 210V211H153ZM180 210V209H179ZM188 210V209H187ZM199 210V209H198ZM202 210V209H200ZM209 210V209H208ZM35 211V208H34ZM32 211V212H34ZM104 211V210H103ZM151 211V212H152ZM155 211V210H154ZM167 211V210H166ZM184 211V209H183ZM27 212V211H26ZM24 213L23 216H25V214L30 215L32 218V220L30 222H27L24 220V217L22 218V216L20 215L21 213H16L15 216H11L9 213V211L5 210L4 208H2L0 210V237H2V240L4 239L7 243H10L13 241L9 239L10 236L12 235H20V234H24L25 230L27 229H36L34 230L35 233L38 232V228L44 224L47 223L49 224V221L46 219L49 216L51 217V219L54 220H58L60 219V221H64V222H68V217L66 216H61V215H51V213L47 214L43 216L41 215L40 217H38V212L36 214H33L32 212L30 213ZM43 212V211H41ZM85 212V211H84ZM110 211H108L107 213H109ZM112 212V211H111ZM119 212V211H118ZM135 212V211H134ZM136 212H138L136 210ZM140 212V211H139ZM205 212V211H203ZM216 212V211H215ZM32 213V214H31ZM45 213V211H44ZM43 213V214H44ZM133 213V212H131ZM141 213V212H140ZM143 213V211H142ZM157 213V212H156ZM162 213V211H161ZM174 213L177 214L179 213L178 208L174 210ZM210 213V212H208ZM7 214V215H6ZM40 214V213H39ZM42 214V213H41ZM53 214V212H52ZM84 214V213H83ZM151 214V213H150ZM169 214V213H168ZM198 214V213H197ZM204 214V213H203ZM90 215V214H89ZM98 215V214H97ZM110 215V213H109ZM138 215V214H137ZM142 215V214H141ZM153 215V213H152ZM150 215V216H152ZM209 215V214H208ZM234 215V214H233ZM250 215V214H249ZM36 216V218H35ZM132 216V215H131ZM136 217V215L133 214V217ZM170 216V215H169ZM207 216V215H206ZM222 216V217H223ZM232 216V215H231ZM230 216V217H231ZM117 217V216H116ZM115 217V218H116ZM134 217V218H135ZM140 217V215H139ZM175 217V216H172ZM177 217V216H176ZM205 217V216H204ZM26 218V217H25ZM29 218V217H28ZM27 218V219H28ZM107 218V217H106ZM110 218V217H109ZM121 218V217H120ZM118 218V219H120ZM163 218V217H162ZM5 219V220H3ZM111 219L112 216H111ZM147 219H149L147 217ZM218 219V218H217ZM216 219V220H217ZM244 219V218H243ZM104 220V219H102ZM115 220V219H114ZM136 220V219H135ZM134 220V221H135ZM187 220V219H186ZM201 220V219H199ZM205 220V219H204ZM228 220H230L228 218ZM254 220V219H253ZM29 221V219H28ZM108 221V219H107ZM112 221V220H110ZM118 221V220H117ZM133 221V222H134ZM142 221V220H141ZM162 221V220H161ZM166 222H169L168 220H165ZM162 221V222H165ZM190 221V220H189ZM207 221V220H205ZM220 221V220H219ZM225 221V220H224ZM86 222V221H85ZM91 222V221H90ZM98 222V220H97ZM100 222V221H99ZM136 222V221H135ZM134 222V223H135ZM138 222V221H137ZM157 222V220H156ZM180 222V221H179ZM193 222V221H192ZM231 222V220H230ZM229 222V223H230ZM96 223V222H94ZM118 223V222H117ZM121 223V222H120ZM129 223V222H128ZM131 223V222H130ZM142 223V222H141ZM148 223V220H147ZM151 223V222H150ZM182 223V222H181ZM198 223V222H197ZM225 223V222H224ZM228 223V224H229ZM52 224V223H51ZM98 224V223H97ZM133 224V223H132ZM138 224V223H137ZM146 224V223H145ZM144 224V225H145ZM155 224V223H153ZM152 224V225H153ZM159 224V223H157ZM162 224V223H161ZM160 224V225H161ZM165 224V223H164ZM167 224V223H166ZM65 225V224H64ZM85 225V224H84ZM83 225V226H84ZM114 225V224H113ZM127 225V224H126ZM142 225V224H141ZM149 226V224H147ZM151 225V224H150ZM182 225V224H181ZM213 225V224H212ZM216 225V224H215ZM61 226V225H60ZM95 226V224H94ZM97 226V225H96ZM110 226V225H109ZM162 226V225H161ZM170 226V225H169ZM187 226V225H186ZM67 227V226H66ZM100 227V226H98ZM111 227V226H110ZM141 227V226H140ZM144 227V226H143ZM143 227H141V232L143 229ZM160 227V226H159ZM163 228H165L164 226H162ZM214 227V226H213ZM51 228V227H48ZM62 228V227H61ZM65 228V227H64ZM75 228V227H74ZM73 228V229H74ZM120 228L124 229L123 224L120 225ZM128 228V226L126 227ZM131 228V226H130ZM133 228V227H132ZM136 228L138 229V226L136 225ZM150 228V227H149ZM176 228V226H175ZM181 228V226H180ZM207 228V227H206ZM81 229V228H80ZM113 229V228H112ZM151 229V228H150ZM149 229V230H150ZM157 229V228H156ZM160 229V228H159ZM187 229V228H186ZM210 229V228H209ZM264 229V228H263ZM76 230V229H75ZM131 230V229H130ZM148 231V229H146ZM161 232L163 229H160ZM166 230V229H165ZM183 230V228H182ZM220 230V229H219ZM31 231V230H30ZM33 231V230H32ZM31 231V232H32ZM95 231V230H93ZM139 231V230H138ZM153 232V230H151ZM149 231V232H151ZM158 231V230H156ZM156 231H154L156 233ZM185 231V230H184ZM184 231L183 234H184ZM198 231V230H197ZM203 231V230H202ZM215 231V230H214ZM225 231V230H224ZM115 232V231H114ZM113 232V233H114ZM126 232H129L128 230ZM131 232V231H130ZM146 232V231H145ZM151 232V233H152ZM160 232V231H159ZM181 232V231H180ZM206 232V231H204ZM221 232V231H220ZM70 233H73L72 231ZM77 233V232H76ZM96 233V232H95ZM94 233V234H95ZM105 233V232H104ZM125 233V232H123ZM98 233H96L97 235ZM121 234V233H120ZM119 234V235H120ZM127 234V233H126ZM129 234V233H128ZM145 233H143L144 236ZM149 234V233H147ZM157 234V233H156ZM163 234V233H162ZM165 234H167L165 232ZM197 234V233H196ZM209 234V231H208ZM67 235V234H66ZM93 235V234H92ZM135 235V234H134ZM201 236V234H198ZM210 235V234H209ZM212 235V234H211ZM230 235V234H229ZM95 236V235H94ZM103 236V235H102ZM106 236V235H105ZM142 235H140L141 237ZM146 236V235H145ZM148 236V235H147ZM163 236V235H161ZM234 236V235H233ZM66 238V236H64ZM68 237V236H67ZM98 238L99 236H95ZM108 237V236H106ZM121 237V235L119 236V238ZM204 237V236H203ZM202 237V238H203ZM212 237V236H211ZM214 237V236H213ZM228 237V236H227ZM256 237V236H255ZM264 237V236H263ZM69 238V237H68ZM71 238V236H70ZM69 238V239H70ZM113 238V237H112ZM117 239V237H115ZM125 238V237H124ZM163 238V237H162ZM201 238V237H200ZM219 238V237H218ZM226 238V237H225ZM258 238V237H256ZM1 239V238H0ZM68 239V241H69ZM86 239H88V235H85L84 238L82 239V241H86ZM99 239V238H98ZM104 239V237L102 238ZM108 239V238H107ZM127 239V238H126ZM130 239V237L128 238ZM138 239V238H137ZM144 239V238H143ZM228 239V238H227ZM113 240V239H112ZM132 240V239H131ZM136 240V239H135ZM141 240V238H140ZM145 240V239H144ZM148 240V239H147ZM146 240V242H147ZM162 240V239H161ZM165 240V239H164ZM202 240V239H200ZM239 240V239H238ZM260 240V239H259ZM120 241V240H119ZM125 241V240H124ZM130 241V240H129ZM160 241V240H159ZM194 241V240H193ZM91 242V239L89 240L88 244ZM108 242V241H107ZM113 242V241H112ZM132 242V241H131ZM140 242V241H139ZM206 242V241H205ZM204 242V243H205ZM19 243V242H18ZM21 243V242H20ZM128 243V242H127ZM134 243V242H133ZM136 243V241H135ZM159 243V242H157ZM1 244L3 245V243L1 242ZM6 243H4L5 245ZM73 244V243H70ZM103 244V243H102ZM111 244V243H110ZM141 244V243H140ZM143 244V243H142ZM154 244H151V246L153 247ZM186 244V243H185ZM212 244V243H211ZM15 249H18L19 251L22 249H19L16 246H20L22 244H17L15 246V244H13ZM25 244H23L22 246H24ZM113 245V244H112ZM139 245V244H137ZM149 243H147V251H148V247H150ZM177 245V244H176ZM203 245V244H202ZM252 245V244H250ZM255 245V244H254ZM8 246V245H7ZM6 246V247H7ZM21 246V248H22ZM68 246V245H67ZM104 246V245H102ZM128 246V245H127ZM131 246V245H130ZM144 246V245H143ZM142 246V247H143ZM158 246V245H157ZM257 246V245H256ZM5 247V246H4ZM111 247V246H110ZM134 247V246H133ZM136 247V245H135ZM146 247V246H144ZM156 246H154L155 248ZM212 247V246H211ZM215 247V246H213ZM64 248H66L64 246ZM73 248V247H72ZM71 248V249H72ZM113 248V247H112ZM116 248V247H115ZM128 248H130L128 246ZM158 248V247H157ZM156 248V249H157ZM184 248V247H183ZM202 248V246H201ZM4 249V248H3ZM63 249V248H62ZM67 249V248H66ZM122 249V248H121ZM132 249V248H131ZM137 249V248H136ZM139 249H141L139 247ZM159 249V248H158ZM157 249V250H158ZM161 249V247H160ZM222 249V248H221ZM12 250V249H11ZM9 249V251H11ZM59 250V249H58ZM116 250V249H115ZM143 249H141L140 251L142 252ZM218 250V248H217ZM8 253L6 254V252L1 253V261H4L2 258L3 256L6 255H10ZM14 251V250H13ZM21 251L19 253V255L21 254ZM56 251V250H55ZM54 251V252H55ZM61 251V249H60ZM59 251V252H60ZM78 251V250H77ZM138 251V250H137ZM152 251V250H149ZM171 251V250H170ZM169 251V253H171ZM214 251V250H213ZM25 252V251H24ZM136 252V250H135ZM146 252V251H145ZM154 252V251H152ZM152 252H149L150 254H147V256H150L151 254L153 256H155V254H153ZM163 252V251H162ZM161 252V253H162ZM209 253H211V251H208ZM249 252V251H248ZM51 253V252H50ZM62 253V252H61ZM64 253V251H63ZM69 253V252H68ZM74 253L73 251L71 252V254ZM115 253V252H113ZM131 253V252H130ZM143 253V252H142ZM160 253V254H161ZM165 253V252H164ZM202 254V252H200ZM216 253V252H214ZM60 254V253H59ZM132 254V253H131ZM130 254V255H131ZM159 254V253H158ZM168 254V252L166 253ZM165 254V255H166ZM172 254V253H171ZM30 255V254H29ZM51 255V254H50ZM134 255V254H133ZM144 255V254H143ZM151 255L152 258L147 257L148 259H146L144 261V257L142 259V261H144L143 264H152L149 259H153L154 257ZM7 256V257H8ZM37 256V255H36ZM53 256V255H52ZM55 256V255H54ZM62 256V255H61ZM71 256V255H70ZM79 256L80 253L78 255L73 254L72 257H69L65 260V264H78V260H79ZM164 256V255H163ZM181 256V255H180ZM6 257V256H5ZM10 257V256H9ZM24 257V256H23ZM57 257V256H56ZM55 257V258H56ZM156 257V256H155ZM158 257V256H157ZM214 257V256H213ZM254 257V256H253ZM54 258V259H55ZM61 258V257H60ZM66 258V257H65ZM195 258V257H194ZM5 259V258H4ZM13 258H9V260L11 261ZM133 259V258H131ZM168 259V258H167ZM178 259V258H175ZM261 259V258H260ZM264 259V258H263ZM44 260V259H43ZM59 260V259H58ZM156 260V259H155ZM162 259L160 258V261ZM166 260V259H164ZM181 260V259H180ZM0 261V262H1ZM10 261H6V263L8 264V262L10 263ZM13 261V260H12ZM17 261V260H15ZM19 261V260H18ZM51 263V259L49 260ZM120 261V258H119ZM131 261V260H130ZM138 261V260H136ZM154 261V260H152ZM168 261V260H167ZM191 261V260H190ZM14 262V261H13ZM20 262V261H19ZM39 262V261H38ZM45 262V261H44ZM59 262V261H58ZM109 262V261H108ZM133 262V260H132ZM182 262V261H181ZM215 262V261H214ZM43 263V262H42ZM49 263V262H48ZM53 263V261H52ZM55 263H57L55 261ZM54 263V264H55ZM118 263V262H117ZM116 263V264H117ZM126 263V262H125ZM155 263H158L155 262ZM166 263V262H164ZM3 264H5L3 262ZM11 264V263H10ZM16 264V262H15ZM20 264V263H19ZM40 264V263H39ZM83 264V263H82ZM120 264V262H119ZM140 264V263H139ZM160 264V263H159ZM170 264V263H168ZM174 264V263H172Z\"/></svg>","mask_w":264,"mask_h":264},{"label":"clouds","instance_id":"3","mask_svg":"<svg viewBox=\"0 0 264 264\" xmlns=\"http://www.w3.org/2000/svg\"><path fill=\"white\" fill-rule=\"evenodd\" d=\"M59 0H0V46L11 45L25 31L29 17L43 18L51 25ZM143 11L159 14L167 35L186 47L174 49L157 44L161 27L152 28V40L146 37L140 57L132 58L133 67L142 66L147 73L146 86L166 94L177 104L178 111L191 123L203 122L207 107L217 93L231 83L243 58L238 43L217 22L213 13L201 15L182 0H143Z\"/></svg>","mask_w":264,"mask_h":264},{"label":"water","instance_id":"4","mask_svg":"<svg viewBox=\"0 0 264 264\" xmlns=\"http://www.w3.org/2000/svg\"><path fill=\"white\" fill-rule=\"evenodd\" d=\"M248 110L252 115H254L259 123L264 125V92L256 96H249L247 103ZM138 136H142L144 133L143 128H138L135 130ZM219 138L224 141L223 132L221 129L217 130Z\"/></svg>","mask_w":264,"mask_h":264}]
</instances>
